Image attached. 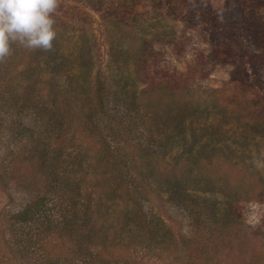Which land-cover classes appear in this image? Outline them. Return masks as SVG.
I'll use <instances>...</instances> for the list:
<instances>
[{
	"label": "rangeland",
	"instance_id": "rangeland-1",
	"mask_svg": "<svg viewBox=\"0 0 264 264\" xmlns=\"http://www.w3.org/2000/svg\"><path fill=\"white\" fill-rule=\"evenodd\" d=\"M53 15L51 50L13 44L0 61V264H45L25 208L76 173L88 193L96 173L98 187L129 170L150 186L133 220L164 224L145 247L198 236L190 248L219 264H264V0H58ZM62 123L76 140L63 157ZM116 204L89 230L138 245Z\"/></svg>",
	"mask_w": 264,
	"mask_h": 264
},
{
	"label": "trees",
	"instance_id": "trees-1",
	"mask_svg": "<svg viewBox=\"0 0 264 264\" xmlns=\"http://www.w3.org/2000/svg\"><path fill=\"white\" fill-rule=\"evenodd\" d=\"M212 54L214 57L211 56V62L214 63L213 61L218 59V55L214 52H212ZM255 75L257 83L253 87H260V78H257L258 74H256V72ZM63 126L64 124L62 123L60 127L61 133H59L61 135L59 137L66 143L63 144L62 152L58 150L60 156L64 155L63 151H69V149L71 151V142L76 141L75 132L74 134L68 133L67 130L63 129ZM70 134L72 137H68ZM68 138L71 140L69 141ZM105 159L111 162L115 157L110 155ZM109 170L110 167H108L107 171ZM77 174L78 173L75 174L73 179L65 181L66 183L57 185V188L53 192L54 194H45L35 206L30 205L27 209L25 208L23 212L15 216V219L20 223L32 221L34 224L38 223L37 225L40 227L38 233L35 234L33 232L31 236L34 239L37 238L36 241L41 245L40 247L44 248L47 246L40 252L41 257H39L45 264H144L149 255L158 258L166 264H176V262L178 264L180 260H182L183 263L186 260L184 264L220 263L217 261L220 257L216 255H220L221 253H215L208 248L205 251H201L197 248L193 249L196 239L201 240V237L198 236H195V239L184 237L181 244V246H184V249H179V242H177L176 239L173 241L170 240L171 236L159 237L154 240L153 243L156 247L151 245L144 246L143 238L155 231H161L164 228V224L160 219H148V217H146L139 226L138 221L133 220L137 219V215L133 214L135 213V208H140L135 195L144 193L150 186L144 187L143 184L139 182V176L133 174L132 171L129 170L123 173L116 172L115 174L111 173V177L109 176L110 179L107 178L108 183L105 182V184L98 187L96 184L103 177V174L96 173L90 178L92 185L88 182L92 187L91 191H88V193H85L83 188V183L85 180L87 181V179L84 177L83 173H80L81 176ZM103 191H107V194ZM111 200L117 202L115 205L117 206L115 212L129 217L131 222L129 227L131 226V229H134L132 231L138 229L143 230L142 233L139 232L141 241H139L138 245L133 242H128L130 239H127L126 236L122 234L121 236L124 239L118 240L117 235L111 233V241L109 242L110 238L108 235L100 238L99 235H94L89 230L90 225L93 224L92 220L98 208V204H106ZM109 208H111V206H108L106 209ZM132 208L134 209L132 210ZM107 222L111 223V225H115L113 218L107 219ZM210 222V219L206 222L208 226L207 229L209 230V234H207L209 238L207 241L210 242L213 239V243L211 244L214 246L219 243L220 236L217 240L214 239V229ZM95 226L97 225L93 224L91 227ZM233 228L234 224L227 221L221 223L220 232L224 233L223 236H226L227 239L230 240L232 236L231 229ZM115 240L116 244L114 245L112 241ZM191 246L193 247L190 248ZM111 250L119 256L118 259L110 252ZM230 251V254H232L233 250ZM105 255L109 256L106 258ZM204 255L206 257L205 261L202 259ZM138 259L140 261H138Z\"/></svg>",
	"mask_w": 264,
	"mask_h": 264
},
{
	"label": "clouds",
	"instance_id": "clouds-1",
	"mask_svg": "<svg viewBox=\"0 0 264 264\" xmlns=\"http://www.w3.org/2000/svg\"><path fill=\"white\" fill-rule=\"evenodd\" d=\"M57 8L58 0H0V61L12 54L13 44L51 50Z\"/></svg>",
	"mask_w": 264,
	"mask_h": 264
}]
</instances>
